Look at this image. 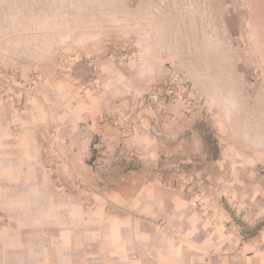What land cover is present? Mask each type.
<instances>
[{
  "label": "crops",
  "instance_id": "crops-1",
  "mask_svg": "<svg viewBox=\"0 0 264 264\" xmlns=\"http://www.w3.org/2000/svg\"><path fill=\"white\" fill-rule=\"evenodd\" d=\"M144 51L146 72L136 85L134 64L110 56L88 81L57 73L54 59L41 64L22 105L0 92V264H264V225L248 237L219 196L136 174L97 189L93 150L107 155L134 144L151 153L161 147L156 126L171 139L193 123L190 110L168 103L144 107L134 131H121L135 98L162 80L171 57ZM239 85H248L242 76ZM230 102L212 118L218 162L231 174L230 187H246L250 178L241 173L264 166V115L237 114ZM251 192L264 203L262 183Z\"/></svg>",
  "mask_w": 264,
  "mask_h": 264
},
{
  "label": "rangeland",
  "instance_id": "rangeland-1",
  "mask_svg": "<svg viewBox=\"0 0 264 264\" xmlns=\"http://www.w3.org/2000/svg\"><path fill=\"white\" fill-rule=\"evenodd\" d=\"M89 50L94 52L84 55ZM144 50L171 57L161 67L162 80L134 97L121 131L126 136L134 131L144 107L168 103L190 110L193 123L171 139L158 135L156 126L152 134L158 141L162 137L161 147L151 153L134 144L107 155L96 150L91 157L97 189L108 190L130 174L154 176L167 186L189 185L222 198L232 222L251 236L264 225V203L251 192L255 182L264 186V166L241 173V179L250 178L246 187H230L231 174L218 162L212 118L221 116L224 99L237 114L264 115V0H0V92L19 105L36 68L52 59L57 73L87 81L98 77L105 57L132 62L136 85L146 72ZM241 76L248 84L243 88Z\"/></svg>",
  "mask_w": 264,
  "mask_h": 264
},
{
  "label": "trees",
  "instance_id": "trees-1",
  "mask_svg": "<svg viewBox=\"0 0 264 264\" xmlns=\"http://www.w3.org/2000/svg\"><path fill=\"white\" fill-rule=\"evenodd\" d=\"M94 143H95V142H94ZM95 152H96V151L93 150V154H94ZM93 161H94V158H91V159L88 161V164L92 165Z\"/></svg>",
  "mask_w": 264,
  "mask_h": 264
}]
</instances>
